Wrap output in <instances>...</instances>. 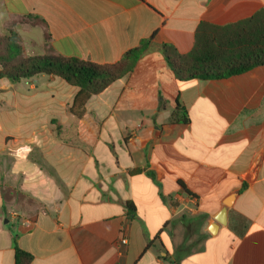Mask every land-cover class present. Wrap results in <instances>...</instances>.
<instances>
[{"label": "crops", "instance_id": "0c3cea01", "mask_svg": "<svg viewBox=\"0 0 264 264\" xmlns=\"http://www.w3.org/2000/svg\"><path fill=\"white\" fill-rule=\"evenodd\" d=\"M263 9L264 0H0V34L29 16L45 22L17 32L36 31L37 55L113 65L154 35L81 117L70 112L79 88L58 77L0 79V264H15L14 235L31 264H264V66L180 82L162 49L188 55L201 24ZM178 102L186 124L171 123ZM187 197L195 214L183 215ZM193 223L201 243L190 252Z\"/></svg>", "mask_w": 264, "mask_h": 264}, {"label": "trees", "instance_id": "16d2710c", "mask_svg": "<svg viewBox=\"0 0 264 264\" xmlns=\"http://www.w3.org/2000/svg\"><path fill=\"white\" fill-rule=\"evenodd\" d=\"M31 18L45 25L38 17L29 16L25 19ZM153 36L127 52L120 62L99 65L78 58H65L56 55L51 49H46L44 55L24 57L23 47L20 48L18 44L19 34L11 30L0 39L5 44L0 51V79L19 84L41 75L58 77L79 88L70 112L81 117L92 96L101 94L114 82L133 71L147 52ZM46 41L48 42V36ZM162 49L168 66L180 82L220 80L245 74L264 66V9L254 17L235 25L214 27L201 24L195 47L188 55H179L167 46ZM188 122V113L178 102L171 123ZM142 173L151 175L146 169L131 172L134 175ZM244 188L246 185H243ZM13 248L15 264H31L33 257L19 248L17 235L13 237Z\"/></svg>", "mask_w": 264, "mask_h": 264}, {"label": "rangeland", "instance_id": "374dc122", "mask_svg": "<svg viewBox=\"0 0 264 264\" xmlns=\"http://www.w3.org/2000/svg\"><path fill=\"white\" fill-rule=\"evenodd\" d=\"M41 27L43 26L42 23H40L38 20H35V19H23L21 21H19V23H17L14 28H13V31L14 32H19L21 33L22 30L26 29V28H37V27ZM11 31V30H10ZM18 33V34H19ZM7 34V33H6ZM6 34H0V39H3L4 36ZM24 40L22 39L21 35L19 34V41H18V44L21 47H23V42H24V45H25V49L26 50H23V54H24V57H31V56H35V55H28V51H35L36 52V55L37 54H40L39 52H41V46L39 45V40H38V37L36 35V31L33 32V34L31 36H24ZM47 39V37H46ZM30 45V46H28ZM5 44L4 42H0V51H2V49L4 48ZM23 58V56H22ZM20 152L22 149H19ZM23 153H18L16 154V156H20L22 155ZM189 242L188 244L186 243L185 246H187L188 250L190 252L194 251V250H198L199 249V245H200V228H199V225L197 223H193L190 225L189 227Z\"/></svg>", "mask_w": 264, "mask_h": 264}, {"label": "water", "instance_id": "95a60500", "mask_svg": "<svg viewBox=\"0 0 264 264\" xmlns=\"http://www.w3.org/2000/svg\"><path fill=\"white\" fill-rule=\"evenodd\" d=\"M233 197H228L227 199L224 200V207L222 208V210L219 212V214L216 216V222L220 225H226L227 224V214H228V210L229 208L232 206L233 204ZM218 224H212L209 227V232L212 235H215L217 233V229H218ZM211 227H213V229H211Z\"/></svg>", "mask_w": 264, "mask_h": 264}, {"label": "built area", "instance_id": "2783aa9c", "mask_svg": "<svg viewBox=\"0 0 264 264\" xmlns=\"http://www.w3.org/2000/svg\"><path fill=\"white\" fill-rule=\"evenodd\" d=\"M187 201L191 203L188 205L187 203L182 206V212L184 214L190 215L195 214L198 209V201L195 197H187ZM126 243V241H124Z\"/></svg>", "mask_w": 264, "mask_h": 264}, {"label": "bare ground", "instance_id": "6f19581e", "mask_svg": "<svg viewBox=\"0 0 264 264\" xmlns=\"http://www.w3.org/2000/svg\"><path fill=\"white\" fill-rule=\"evenodd\" d=\"M211 229H213V227H211Z\"/></svg>", "mask_w": 264, "mask_h": 264}]
</instances>
